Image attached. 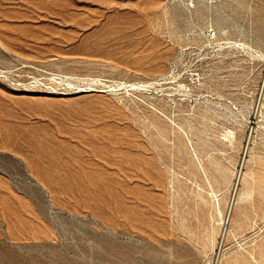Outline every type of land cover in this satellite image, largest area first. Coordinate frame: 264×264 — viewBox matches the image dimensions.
<instances>
[{
    "label": "rangeland",
    "instance_id": "1",
    "mask_svg": "<svg viewBox=\"0 0 264 264\" xmlns=\"http://www.w3.org/2000/svg\"><path fill=\"white\" fill-rule=\"evenodd\" d=\"M0 69V264H264V0H0Z\"/></svg>",
    "mask_w": 264,
    "mask_h": 264
},
{
    "label": "built area",
    "instance_id": "2",
    "mask_svg": "<svg viewBox=\"0 0 264 264\" xmlns=\"http://www.w3.org/2000/svg\"><path fill=\"white\" fill-rule=\"evenodd\" d=\"M177 3H179L183 9L186 11H192L195 9L197 5V0H175ZM207 37L209 39H213L216 37V32L214 30H211L207 33ZM0 79H3L5 82L9 83V86L33 90H46L48 92L55 91V89L51 87H47L44 84H41L40 86H33L31 82L24 81L22 79H18L17 77L13 76V74L7 70L0 69ZM2 152L0 151V158H1ZM1 169V168H0ZM25 175L28 178L29 182H32L36 187H40L42 189V192L44 193V196L47 201H51L49 194L39 185L37 182L32 181L30 174L25 171Z\"/></svg>",
    "mask_w": 264,
    "mask_h": 264
},
{
    "label": "bare ground",
    "instance_id": "3",
    "mask_svg": "<svg viewBox=\"0 0 264 264\" xmlns=\"http://www.w3.org/2000/svg\"><path fill=\"white\" fill-rule=\"evenodd\" d=\"M222 223H223L224 226H227L228 225V220L227 221L226 220L225 221L223 220Z\"/></svg>",
    "mask_w": 264,
    "mask_h": 264
}]
</instances>
